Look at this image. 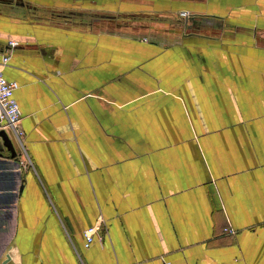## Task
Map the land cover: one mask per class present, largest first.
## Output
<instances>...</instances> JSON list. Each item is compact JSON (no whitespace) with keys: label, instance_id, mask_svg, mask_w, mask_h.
<instances>
[{"label":"crops","instance_id":"0c3cea01","mask_svg":"<svg viewBox=\"0 0 264 264\" xmlns=\"http://www.w3.org/2000/svg\"><path fill=\"white\" fill-rule=\"evenodd\" d=\"M0 54V264H264V0H0Z\"/></svg>","mask_w":264,"mask_h":264},{"label":"built area","instance_id":"2783aa9c","mask_svg":"<svg viewBox=\"0 0 264 264\" xmlns=\"http://www.w3.org/2000/svg\"><path fill=\"white\" fill-rule=\"evenodd\" d=\"M182 15L183 17L187 16V14ZM11 46H14V44H11ZM8 61L9 57L7 54H0V131L7 132L12 136L15 143L20 146L21 158L19 156V160L17 161L20 171L32 167V164L23 146L24 132L19 126L21 116L17 102L13 97L16 86L8 82L2 74V69L8 64ZM99 231L100 226L96 225L88 227L83 231L82 236L85 249H88L96 238H99Z\"/></svg>","mask_w":264,"mask_h":264},{"label":"rangeland","instance_id":"374dc122","mask_svg":"<svg viewBox=\"0 0 264 264\" xmlns=\"http://www.w3.org/2000/svg\"><path fill=\"white\" fill-rule=\"evenodd\" d=\"M153 16H149L148 18H143V24L145 22V24L143 26H141V22L139 23V18H119L117 20H112V25L108 26H104V24L106 23H100L99 25H97L95 27V31L97 32H103L106 31L108 32L109 30L111 31L112 34H115L117 32H122V33H128V37L131 38V36H136L138 33H146L152 30H156L157 27H155V25L157 24V18H152ZM142 20V18H141ZM72 24L74 25H79L81 23H79L78 20H74L71 21ZM102 25V26H101ZM107 25V24H106ZM166 26V24H164ZM159 29V28H157ZM164 29V28H162ZM161 30V29H159ZM131 33V34H130ZM134 38H137L134 37Z\"/></svg>","mask_w":264,"mask_h":264},{"label":"water","instance_id":"95a60500","mask_svg":"<svg viewBox=\"0 0 264 264\" xmlns=\"http://www.w3.org/2000/svg\"><path fill=\"white\" fill-rule=\"evenodd\" d=\"M0 136L3 140V144L5 148L11 153V156L9 157V159L13 160L15 158V152H14L13 144L11 140L6 136V134L3 131L0 132ZM6 260L8 261V257H6Z\"/></svg>","mask_w":264,"mask_h":264}]
</instances>
